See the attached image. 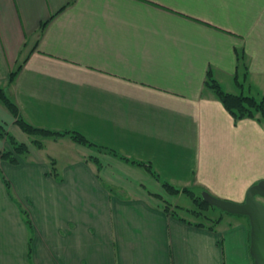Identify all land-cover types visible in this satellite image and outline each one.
I'll return each instance as SVG.
<instances>
[{
  "label": "crops",
  "instance_id": "1",
  "mask_svg": "<svg viewBox=\"0 0 264 264\" xmlns=\"http://www.w3.org/2000/svg\"><path fill=\"white\" fill-rule=\"evenodd\" d=\"M209 73L264 100V0H0V88L27 123L97 146L28 135L0 102L29 147L0 158L20 203L0 175V264H255L248 217L171 202L242 204L264 182L261 114L236 122Z\"/></svg>",
  "mask_w": 264,
  "mask_h": 264
},
{
  "label": "trees",
  "instance_id": "2",
  "mask_svg": "<svg viewBox=\"0 0 264 264\" xmlns=\"http://www.w3.org/2000/svg\"><path fill=\"white\" fill-rule=\"evenodd\" d=\"M16 73H12L11 79L15 77ZM207 85L212 88L213 90L216 91L219 99L221 100L222 104L226 108V110L235 118V121H241L245 118H253L255 113L258 112L261 114L262 119L264 120V100L262 101H257L256 99L244 95H233L226 93L222 87L220 86L217 81L212 77V74L209 73L208 75V80H207ZM0 102L3 104V106L13 115L15 118V123L21 128L23 132H25L28 135L31 136H38L40 138H45V137H61V136H70L74 141H76L79 144L89 146V147H97L94 144H92L84 135L78 133V132H71V131H54V130H49V129H44V128H38L35 127L29 123H27L22 115L20 114L19 108L15 102H13L5 93L3 89L0 88ZM0 139L1 140H7L8 143L13 147V151L6 150V149H1L0 150V158L3 161H8L12 164H19V157L26 155L29 152V147L28 145L19 142L12 134L7 133L6 129L4 126L0 125ZM34 143L37 147L42 148L43 147V142L41 139L34 140ZM114 153L116 156L121 157L125 161H131L126 157H123L122 155L118 154L115 151H111ZM133 163H136L138 165L145 166L148 171L151 174H155L153 171V168L150 164H147L145 162H137V161H131ZM0 175L2 177V180L7 188V192L9 196L12 198L13 201H15L17 204L20 205V203L17 201L15 198V195L13 193L12 185L11 183L7 180V178L4 176L0 169ZM167 192H169L172 195L179 194L181 193V190L175 189L169 184L164 185ZM105 187L108 189V191L111 194H118V190L105 185ZM182 193H185L189 195L196 207L197 211H194L193 214L195 216L200 217L202 213L206 212L209 208L212 206L208 204L203 196L202 192H197L196 190L193 189H184L182 190ZM120 195V194H119ZM21 208V207H20ZM167 211H169V206L166 205L165 208ZM23 218L25 219L26 224L29 227L30 233H32L33 227L32 223L30 220V217L24 209H21ZM32 239V238H31Z\"/></svg>",
  "mask_w": 264,
  "mask_h": 264
},
{
  "label": "water",
  "instance_id": "3",
  "mask_svg": "<svg viewBox=\"0 0 264 264\" xmlns=\"http://www.w3.org/2000/svg\"><path fill=\"white\" fill-rule=\"evenodd\" d=\"M204 200L211 206L231 215L249 218L251 226L250 254L255 264H264V205L258 197H264V182L251 187L242 204L219 199L202 192Z\"/></svg>",
  "mask_w": 264,
  "mask_h": 264
},
{
  "label": "rangeland",
  "instance_id": "4",
  "mask_svg": "<svg viewBox=\"0 0 264 264\" xmlns=\"http://www.w3.org/2000/svg\"><path fill=\"white\" fill-rule=\"evenodd\" d=\"M6 142H8V141L3 140L4 145ZM0 144L3 145L2 143H0ZM171 202L174 203V205H179L185 209H189V210L196 209V205H195L194 201L186 195H181L179 197H176ZM180 213H182L184 216L186 215V216L190 217V219H194V220L196 219V216H193L192 213L186 212L185 210L180 211ZM219 214H222L221 211L218 209H214V208H211L210 211L207 213V215L213 219L216 216H218ZM200 220H204V219H200Z\"/></svg>",
  "mask_w": 264,
  "mask_h": 264
}]
</instances>
